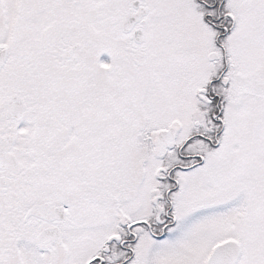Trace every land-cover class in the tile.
<instances>
[{"label": "snow or ice", "instance_id": "obj_1", "mask_svg": "<svg viewBox=\"0 0 264 264\" xmlns=\"http://www.w3.org/2000/svg\"><path fill=\"white\" fill-rule=\"evenodd\" d=\"M0 264H264V0H0Z\"/></svg>", "mask_w": 264, "mask_h": 264}]
</instances>
